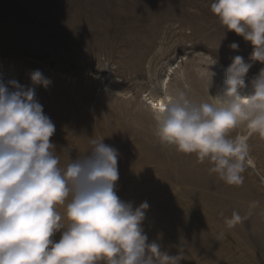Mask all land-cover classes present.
Returning a JSON list of instances; mask_svg holds the SVG:
<instances>
[{
    "label": "rangeland",
    "instance_id": "rangeland-1",
    "mask_svg": "<svg viewBox=\"0 0 264 264\" xmlns=\"http://www.w3.org/2000/svg\"><path fill=\"white\" fill-rule=\"evenodd\" d=\"M211 2L0 0V74L31 86L29 73L39 69L52 81L47 89L37 86L36 97L55 124L50 140L62 167L70 163L64 148L75 159L90 150V138L118 150L117 195L134 206L149 203V242L171 255L182 247V264H264V140L249 138L253 166L246 165L241 186L227 185L207 162L158 142L145 99L162 95L164 74L177 58L183 63L170 87L196 100L209 99V59L224 67L236 55L248 61L253 46L221 25ZM262 67L255 62L250 69L249 87ZM211 70L215 96L221 72ZM59 211L67 223L66 208ZM233 212L242 219L228 228Z\"/></svg>",
    "mask_w": 264,
    "mask_h": 264
},
{
    "label": "clouds",
    "instance_id": "clouds-1",
    "mask_svg": "<svg viewBox=\"0 0 264 264\" xmlns=\"http://www.w3.org/2000/svg\"><path fill=\"white\" fill-rule=\"evenodd\" d=\"M210 7L226 30L251 43L248 61L234 56L213 96L211 66L219 58L212 59L204 78L208 100L173 86L149 114L162 146L207 162L210 174L241 186L250 161L248 140L253 135L264 140V67L246 84L254 63L264 64V0H212ZM29 76L31 86H24L0 74V264H182V247L171 255L149 242L144 227L149 203L134 206L117 195V149L90 138V150L75 159L73 149L64 148L70 163L60 165L50 140L55 124L36 97V87L47 89L52 81L39 69ZM241 128L246 133L234 136ZM241 219L233 212L225 223L231 228Z\"/></svg>",
    "mask_w": 264,
    "mask_h": 264
},
{
    "label": "bare ground",
    "instance_id": "bare-ground-1",
    "mask_svg": "<svg viewBox=\"0 0 264 264\" xmlns=\"http://www.w3.org/2000/svg\"><path fill=\"white\" fill-rule=\"evenodd\" d=\"M181 63H183V60H180V58H177L173 64L166 70L162 83H161V90L162 93L168 89L170 87V84L173 80V77L175 76V74L177 73V71L180 69L181 67ZM217 70L221 72V77H220V81L219 83L221 84L222 81V77H223V70L226 68L220 64L216 65ZM12 73V71H10V74ZM145 99L148 102L147 104L151 107L153 104H156L158 102H163V96L161 95L160 97L154 96L152 94H147L145 95ZM249 167H252V162L248 164Z\"/></svg>",
    "mask_w": 264,
    "mask_h": 264
},
{
    "label": "snow or ice",
    "instance_id": "snow-or-ice-1",
    "mask_svg": "<svg viewBox=\"0 0 264 264\" xmlns=\"http://www.w3.org/2000/svg\"><path fill=\"white\" fill-rule=\"evenodd\" d=\"M208 62H211V59H209ZM153 106H155V104H153ZM249 163H251V161H249Z\"/></svg>",
    "mask_w": 264,
    "mask_h": 264
}]
</instances>
